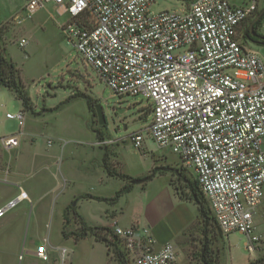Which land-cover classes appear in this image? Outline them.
I'll use <instances>...</instances> for the list:
<instances>
[{
  "label": "built area",
  "instance_id": "obj_1",
  "mask_svg": "<svg viewBox=\"0 0 264 264\" xmlns=\"http://www.w3.org/2000/svg\"><path fill=\"white\" fill-rule=\"evenodd\" d=\"M27 17L45 5L69 20L63 34L117 98L145 101L150 119L129 135L144 149L149 138L192 174L225 237L240 234L259 249L256 218L264 199V60L246 37L256 2L195 0L188 9L154 12V0H26ZM264 35V20L262 31ZM28 44L22 39L20 47ZM24 125V113L6 114ZM18 134L0 138L4 150ZM28 198L0 208V219ZM112 234L129 264H177L178 249H154L150 227L115 225ZM36 256L48 261L46 242ZM67 249H59L65 263Z\"/></svg>",
  "mask_w": 264,
  "mask_h": 264
},
{
  "label": "rangeland",
  "instance_id": "obj_2",
  "mask_svg": "<svg viewBox=\"0 0 264 264\" xmlns=\"http://www.w3.org/2000/svg\"><path fill=\"white\" fill-rule=\"evenodd\" d=\"M154 1L152 10L158 13L165 10L188 9L195 0ZM228 1L236 6L247 5L255 1L256 17L264 12V0ZM26 2V0H0L1 20H4L12 11L18 15L16 19L1 23L0 27H7L5 35L7 51L18 65L24 81H27L26 86H31L32 80H35V85L38 86H47L52 83V94H58L55 97V99L57 98L56 105L65 99L72 102L65 105L63 109L52 113V136L88 142L92 133L95 134L93 130L103 131V136L108 139L112 136L120 137L127 134L129 136L144 127L150 119L151 108L141 99H120L112 95L97 73L85 65L81 56L64 38L58 23L65 24L69 17L67 15L60 17L53 9L48 11L43 7L32 17H27L24 11ZM255 18L250 19L248 24H251ZM20 20L21 23H19ZM262 23L256 27L258 35L263 37H258V41H264V35L261 32ZM24 37L29 42L27 47L22 49L18 46V42ZM253 48L264 60V46L254 43ZM77 71H80L82 76L77 74ZM32 90L34 91L35 88ZM85 97L92 101L89 112ZM95 105L102 106L104 110L106 116L104 126L99 125L96 108L93 107ZM4 106L7 110L0 108V136L17 134L19 131L18 122L7 120L6 113H19L21 111L19 101L8 90L1 88L0 107ZM62 106L61 104L60 107ZM101 144L104 145L102 142ZM145 146L149 151L145 157H141L140 153L143 151L136 150L132 144L124 146L120 150L121 156L126 162V168L132 175H146L154 164L152 154L158 150L162 152L160 155L165 160V163L159 168L160 172L170 175L172 173L173 182L177 187L180 189L185 187L183 181L185 177L194 180L191 172L178 162V157L171 151L159 150L151 141H148ZM39 150L41 157L36 158V163L33 155L28 152L15 157L14 153L0 147V207H5L9 201L16 200L20 192L18 188L20 184L37 197L34 202H29L28 199L19 202L4 218L0 219V253L6 254L3 259L0 257V264L15 261L18 247L13 245L11 238L18 230L19 232L30 230L34 233L52 232L57 242L73 249L72 264H108L107 252L103 247L97 246L93 239H85L74 247L72 239L60 237V212L57 208L58 205L61 208L67 201V197L57 194L61 198L58 199L56 206L52 205V187H59L61 184L59 169L58 165H55L44 152L45 149L42 145L39 146ZM47 158L48 160H46ZM44 161H46V165H44ZM14 163L16 164L15 173H13ZM66 163L71 164L72 162L67 160ZM119 169H121L120 166ZM136 180L139 179L136 178ZM79 189L81 188L79 187ZM55 212H57V218L56 216L54 218ZM70 212V208L65 211V229L70 225ZM208 229L216 245L215 250H212V256L205 257L206 264H252L264 260V199L256 218V231L257 235L261 237V242L259 249L254 253L246 249L244 236L233 234L226 239L213 219L210 221ZM45 234L34 239L33 243L35 245L44 241L49 243L50 239L47 237V233Z\"/></svg>",
  "mask_w": 264,
  "mask_h": 264
},
{
  "label": "crops",
  "instance_id": "obj_3",
  "mask_svg": "<svg viewBox=\"0 0 264 264\" xmlns=\"http://www.w3.org/2000/svg\"><path fill=\"white\" fill-rule=\"evenodd\" d=\"M43 8H46L48 11L53 9L61 17L59 14L60 10H57L54 6L47 5ZM16 17L18 15L12 11L4 20L0 19V24L14 18L16 19ZM19 23H21V20ZM58 25L63 33L62 27L64 24L59 22ZM22 39L26 38L24 37ZM22 39L18 42L19 47ZM27 42L29 41L27 40ZM3 44L5 57L14 62L8 54L5 36L3 38ZM14 64L20 71L18 65L15 62ZM77 74H81L80 71H77ZM20 79L31 98V110H24L22 102L18 99L16 93L0 85V91L1 88L6 89L16 97L19 101L21 111L24 113V125L22 128L19 127L17 133L20 146L16 149L9 150V152L14 153L15 157L28 152L33 155L36 161V158L40 156L39 146L42 145L45 149L44 152L53 160L55 165H58L59 181L61 184L59 187H52V205L56 206L61 196L67 197V201L61 208H59V205L57 208L60 212L61 224L59 234L61 238L72 239L74 247L85 239H93L97 246L103 247L105 252H107L108 264H119L112 249L105 243L97 241L91 234L79 241L75 239L74 234L80 232V225L76 221L71 209L69 215L70 225L65 229V211L73 206L89 227H101L112 230L115 225L122 227H130L135 224L147 226L151 228L153 238L155 239L153 246L155 250H161L167 243H174L178 249L177 264H206L205 257L212 256V250H215L216 242L209 234V223H205L202 219L198 203L193 197L191 185L197 186L198 189L195 179L192 181L185 177L183 180L185 187L183 189L177 187L173 182L172 173L170 175L160 172L159 168L165 163V160L160 155L162 152L158 150L152 154L154 164L146 175H132L129 169L126 168V162L123 160L120 152L124 146L131 145L127 133L126 136H112L108 139L103 136V141L101 142L104 145L98 141L93 133L88 142H83L79 139L75 140L52 136V113L63 109L65 105L71 104L72 102L65 99V101L56 105L57 98L55 99V97L58 94H52V83L47 86H38L35 85L36 81L32 80V85L26 86L27 81H24L21 71ZM32 88H35V90L33 91ZM61 104L63 105L62 107H60ZM0 108L7 110L5 106ZM87 110L89 112L88 105ZM48 128L49 130L47 131ZM148 141L151 140L146 138L144 149L139 150L143 151V153H140L141 157H145L149 153L146 148L147 146H145ZM112 143L114 145L111 146L110 144ZM106 152L110 166L117 173L143 180L141 184H133V188L121 196L115 203L83 198L84 196L90 195L103 199H111L126 185V182L123 180L108 175L104 167ZM67 160L72 163L67 164ZM44 162V165H46V161ZM119 166L121 169H119ZM15 171L16 164L14 163L13 173ZM154 171L153 178L147 179ZM178 176L180 175L178 174ZM18 188L20 192L17 196L23 192L28 196L27 199L29 202H34L37 198L35 195L33 196V194L29 193L21 184ZM57 194L61 196L58 197ZM55 216L57 218V212H55L54 218ZM15 232L11 238V242L15 247H18L17 257L15 261L8 263L2 262L3 264H72L73 249L57 242L52 232L43 233L41 231L34 233L30 230L20 232L18 230ZM45 233H47V237L50 239L49 243L44 241L48 245V261L39 259L35 254L38 246L44 242L37 245L33 243L34 239ZM225 238L228 239L229 237ZM61 248L67 249L70 253L65 263H61L59 259V249ZM2 254L0 253V257L3 259L6 254Z\"/></svg>",
  "mask_w": 264,
  "mask_h": 264
},
{
  "label": "trees",
  "instance_id": "obj_4",
  "mask_svg": "<svg viewBox=\"0 0 264 264\" xmlns=\"http://www.w3.org/2000/svg\"><path fill=\"white\" fill-rule=\"evenodd\" d=\"M260 15L261 18L258 22L255 23L253 29H250L251 24H249V28L246 31V37L250 39L253 43H259V45L264 46V41H258L257 39L258 37L263 38L260 35H258L256 31V27L264 20V12L261 13ZM6 32H7V27L5 26L0 27V85L16 93L18 99L22 102L24 110H31L32 101L26 91L25 85L20 79V71L16 68L14 62L8 59L7 57H5L4 55L3 38ZM85 98L87 100L88 107L91 109L92 107L91 99H89L88 97ZM93 107L96 108V105ZM93 132L95 133L98 141L100 142L103 141V131L93 130ZM104 167L109 176L123 180L124 182H126V185L122 189H120L111 199H103V198L93 197L90 195L84 196L83 198L115 203L119 200L121 196H123L133 188L135 179L127 175L117 173V171L112 169V167L109 164L107 152L105 153V157H104ZM154 174L155 171L147 179L153 178ZM191 189L193 191V197L198 203V206L200 208L202 219L205 221V223L207 224L210 223L212 217L206 200L201 195V193L198 192L199 189H197V186L191 185ZM70 209L73 211L75 219L80 225V232L75 235V239L77 241L84 239L89 234H91L96 238L97 241L105 243L109 248L112 249L116 257V260L119 262V264H128V262L125 259V256L118 249L117 243L115 242L116 237L112 234V230L101 227H89L86 224V222L82 219V217L77 213L75 207L72 206L70 207ZM252 264H264V260L259 262H254Z\"/></svg>",
  "mask_w": 264,
  "mask_h": 264
},
{
  "label": "water",
  "instance_id": "obj_5",
  "mask_svg": "<svg viewBox=\"0 0 264 264\" xmlns=\"http://www.w3.org/2000/svg\"><path fill=\"white\" fill-rule=\"evenodd\" d=\"M260 18H261V15H258L255 18V20L250 25V29H253L255 23L258 22L260 20ZM96 112H97L99 125L100 126H104L106 124V116H105V113H104V110H103L102 106L97 105L96 106ZM134 183L135 184H141L142 180H136Z\"/></svg>",
  "mask_w": 264,
  "mask_h": 264
}]
</instances>
